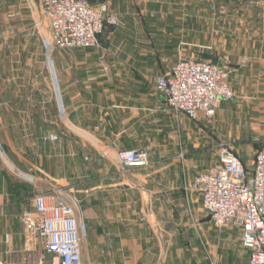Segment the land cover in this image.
<instances>
[{
    "label": "crops",
    "instance_id": "obj_1",
    "mask_svg": "<svg viewBox=\"0 0 264 264\" xmlns=\"http://www.w3.org/2000/svg\"><path fill=\"white\" fill-rule=\"evenodd\" d=\"M106 1L118 25L99 47L66 50L53 48L41 0H0V261L24 250L18 217L34 197L65 189L81 200L82 264H248L240 230L215 229L189 189L210 169L231 105L193 121L152 82L177 61L165 36L182 34L187 0ZM243 50L239 93L262 113L264 43ZM138 148L149 165L122 166L117 152Z\"/></svg>",
    "mask_w": 264,
    "mask_h": 264
},
{
    "label": "built area",
    "instance_id": "obj_2",
    "mask_svg": "<svg viewBox=\"0 0 264 264\" xmlns=\"http://www.w3.org/2000/svg\"><path fill=\"white\" fill-rule=\"evenodd\" d=\"M42 7L55 49L99 47L105 29L119 23L107 1L93 6L87 0H42ZM152 82L168 106L193 121H212L221 105L234 99L227 71L209 61L179 58ZM47 140L55 141L57 136L49 135ZM0 157L6 158L1 145ZM117 159L127 168L149 165L143 148L119 151ZM12 172L30 183L35 181L30 173ZM189 189L200 196L201 207L215 229L234 225L240 230L248 264H264V149L256 152L249 168L221 144L216 164L199 173ZM80 202L73 194L55 190L36 195L32 209L19 215L24 251L32 253L42 245L34 264H82L81 225L76 216Z\"/></svg>",
    "mask_w": 264,
    "mask_h": 264
},
{
    "label": "rangeland",
    "instance_id": "obj_3",
    "mask_svg": "<svg viewBox=\"0 0 264 264\" xmlns=\"http://www.w3.org/2000/svg\"><path fill=\"white\" fill-rule=\"evenodd\" d=\"M186 3V8L182 11L183 20H180L178 27L182 34L166 35L165 40L176 43L174 54L177 59L209 61L227 71L228 82L234 92V99L228 103L232 107L231 114L225 124L224 133L221 134V141L210 151L211 163L208 168L215 165L216 150L221 144L230 147L245 165L251 167L256 152L264 149V108L262 113L259 112L257 99L243 97L239 93L242 84L237 85L235 77L249 62L246 55L243 57L244 47L253 43H264V0H187ZM167 24L172 26L171 21ZM193 26L195 31L204 29L206 34L197 31L196 35H187L189 27ZM243 86L245 91L252 89L251 85ZM259 89L261 88L257 86L256 91ZM202 172L200 170L197 174ZM61 190L68 195L73 194L65 189ZM194 193L198 200V193ZM21 235L22 229L20 239ZM41 252L42 245H38L35 252L26 253L20 244L19 252L13 253L7 259V264H34V257Z\"/></svg>",
    "mask_w": 264,
    "mask_h": 264
},
{
    "label": "trees",
    "instance_id": "obj_4",
    "mask_svg": "<svg viewBox=\"0 0 264 264\" xmlns=\"http://www.w3.org/2000/svg\"><path fill=\"white\" fill-rule=\"evenodd\" d=\"M91 5L95 6L101 2H104L106 0H87Z\"/></svg>",
    "mask_w": 264,
    "mask_h": 264
},
{
    "label": "water",
    "instance_id": "obj_5",
    "mask_svg": "<svg viewBox=\"0 0 264 264\" xmlns=\"http://www.w3.org/2000/svg\"><path fill=\"white\" fill-rule=\"evenodd\" d=\"M207 220H210V217L209 216L207 217Z\"/></svg>",
    "mask_w": 264,
    "mask_h": 264
}]
</instances>
